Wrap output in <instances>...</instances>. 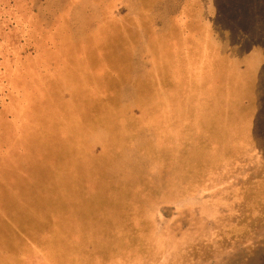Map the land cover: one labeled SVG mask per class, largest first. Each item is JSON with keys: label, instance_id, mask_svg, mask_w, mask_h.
I'll return each mask as SVG.
<instances>
[{"label": "rangeland", "instance_id": "1", "mask_svg": "<svg viewBox=\"0 0 264 264\" xmlns=\"http://www.w3.org/2000/svg\"><path fill=\"white\" fill-rule=\"evenodd\" d=\"M125 1L0 0V264H264V0Z\"/></svg>", "mask_w": 264, "mask_h": 264}, {"label": "bare ground", "instance_id": "2", "mask_svg": "<svg viewBox=\"0 0 264 264\" xmlns=\"http://www.w3.org/2000/svg\"><path fill=\"white\" fill-rule=\"evenodd\" d=\"M142 2H139L138 0H126L125 5V12L129 13H136V9H141V7H138L139 4H143L146 8L141 14V18L145 20L144 24L140 29L137 31L129 30L126 34H121L125 36V38L128 40V42L135 41L138 46V52H146L151 51V53L160 61V64L164 61V57L168 58L170 57V54L168 55L166 53V48H168L169 42L168 40L172 38L170 32H180L178 29H170V26H167L166 20L167 17H163V21H160V16H163L164 14H167L168 10L170 9L171 1L170 0H141ZM213 5L210 3L208 5L207 10L209 11L210 6ZM148 9H151L152 12L147 11ZM173 10V8H172ZM172 24V21L171 23ZM134 25L129 23H115V27L118 29L122 28H128L132 27ZM226 38L230 39V33H226ZM230 37V38H229ZM181 35L177 37V40L180 41ZM166 53V54H165ZM151 54V55H152ZM176 61V58H173ZM180 70V69H179Z\"/></svg>", "mask_w": 264, "mask_h": 264}]
</instances>
